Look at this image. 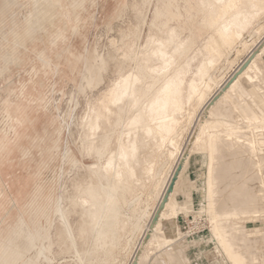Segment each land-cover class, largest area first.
I'll use <instances>...</instances> for the list:
<instances>
[{"label": "bare ground", "instance_id": "1", "mask_svg": "<svg viewBox=\"0 0 264 264\" xmlns=\"http://www.w3.org/2000/svg\"><path fill=\"white\" fill-rule=\"evenodd\" d=\"M35 1L33 20L47 33V26H56L65 15L68 3L77 8L86 0ZM156 1L147 32L144 7L139 0L130 4L142 25L128 34L134 39L124 41L127 51L118 41L112 43L122 55L120 60L111 58L122 67L96 95L97 106L92 105L88 120L79 124L83 153L70 154L68 160L77 175L70 193L80 210L77 236L65 209L68 190L63 183L52 214L49 203L45 206L46 224L32 228L21 217L11 238L2 241L0 264L21 259L35 264L29 254L34 249L38 254L53 252V236L60 254L74 253L77 264H121L122 249L134 253L130 264H193L194 248L203 243L229 264H264V226L244 225V220L264 221V38L252 49L243 37L251 29L259 37L264 33L260 32L264 22L255 26L264 15V0ZM73 29L78 31L77 26ZM201 31L208 34L202 37ZM37 34L25 37V42ZM233 49L248 55L232 78H218L215 71L221 59H228ZM8 62L5 56L4 63ZM81 71L86 84H79L80 91L100 87L107 61L99 53H89ZM5 104L12 130L22 141L26 129L13 118L8 99ZM191 125L189 145L176 160L177 182L166 187L164 173ZM0 137L7 146L12 144L7 136ZM202 157L205 169L197 172ZM52 161L57 162L54 157ZM65 166L66 161L61 168ZM148 185L150 208L156 203L153 214L143 208ZM4 196L0 192V203ZM190 213L195 226L199 216L210 223L199 241L189 239L196 234L185 224Z\"/></svg>", "mask_w": 264, "mask_h": 264}, {"label": "rangeland", "instance_id": "2", "mask_svg": "<svg viewBox=\"0 0 264 264\" xmlns=\"http://www.w3.org/2000/svg\"><path fill=\"white\" fill-rule=\"evenodd\" d=\"M94 1L100 3L95 5ZM133 1L86 0L77 8L68 3L69 9L66 10L65 15L57 21L56 26L48 25L46 33L33 20L38 8L35 0H15L14 4L8 3V0H0V66L3 69V71L0 69V135L10 138L9 141L12 143L7 146L0 137V158L4 156L0 160V192L5 194L0 203L2 212L0 251L2 241L11 238L21 217H24L32 228L42 222L46 224L45 206L49 203V212L52 211V204L64 192L63 188L61 189L64 184L68 190L64 196L65 209L77 236L75 224L79 219L80 210L70 199V193L75 190L72 178L77 175L68 164L69 155L79 157L83 153L80 125L83 126L84 119L88 120L93 106H97L98 92L110 84L111 78H114L122 67L117 60L111 58L114 55L120 60L122 55L112 43L118 41L119 46L127 51L124 44L129 38L128 34L133 32L136 26L142 25L136 10L130 5L134 3ZM152 1L151 4H147L145 0H139L148 14V23L143 26L146 32L156 9L157 1ZM66 16L70 23L69 27L65 23ZM260 17L257 24L255 23L256 27L258 24V27L262 26L261 23L264 22V15ZM195 24L199 26L197 21ZM73 26H77V32L73 31ZM262 31L264 32V29L260 30L261 34ZM32 34L37 35L28 39L26 43L25 37ZM207 34V31H201L200 36ZM257 34L256 30L251 29L243 36L252 43V49L264 38V33L260 37ZM133 39L134 35H130L128 42ZM92 52L99 53L107 61L105 82L100 87H87L84 91H80L79 84L81 82L86 84L85 75L81 70L86 57ZM231 52L228 59L226 57L221 59L215 71L218 78L228 80L232 78L238 65L248 55V52L236 54L237 49ZM5 56L9 59L8 63H4ZM123 67L124 70L129 68L126 64ZM6 99L11 104L13 118L16 121L19 119V125L26 129L22 141L19 140V133L15 134L12 130ZM192 128L193 125L183 134L182 149L176 152L178 156L176 153V156H173L175 159L170 161L171 166L169 162H164L167 167L170 166V169L168 167L169 170L164 173L167 174L164 178L166 187L177 182L175 181L178 177L175 170L178 164L176 160L187 149ZM184 145L187 147L185 148ZM52 157L56 158V163H53ZM64 161L66 166L62 169ZM92 161L94 159L85 160L86 163ZM195 169L197 172L205 169L203 157L196 163ZM185 178L191 181V173L186 172ZM149 187V185L147 189L145 187L143 192V208H148L153 214L156 211V203L150 208L152 201L147 195L151 193ZM184 189L187 190V187ZM192 209L194 208L191 207L190 210ZM192 211L194 212L195 209ZM183 215L184 211L180 210L178 217L182 218ZM188 215H185V224L190 226V231L194 230L196 233L189 239L199 241L200 235L210 230V223L205 216H199L198 221H195L198 225L195 226L193 214ZM54 218L55 216L51 215L52 221ZM244 225L249 228H259L264 226V221L244 220ZM140 236L138 241L143 238L140 239ZM52 242L53 252L46 250L44 254H38V250L34 249L29 254V257H34L35 264L79 262L74 253L60 254L61 246L55 236L52 237ZM201 248L206 251H202ZM201 248H194L190 257L193 264H229L213 246L203 243ZM133 254L132 251L127 252L122 249L121 257L124 260L121 258L123 262L121 264H130ZM25 260L21 259L13 264H24Z\"/></svg>", "mask_w": 264, "mask_h": 264}]
</instances>
